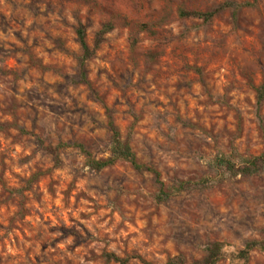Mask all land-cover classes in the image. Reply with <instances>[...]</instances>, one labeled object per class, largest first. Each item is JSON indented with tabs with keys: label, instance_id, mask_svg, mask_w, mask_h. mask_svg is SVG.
<instances>
[{
	"label": "rangeland",
	"instance_id": "obj_1",
	"mask_svg": "<svg viewBox=\"0 0 264 264\" xmlns=\"http://www.w3.org/2000/svg\"><path fill=\"white\" fill-rule=\"evenodd\" d=\"M263 153L264 0H0V264H264Z\"/></svg>",
	"mask_w": 264,
	"mask_h": 264
},
{
	"label": "trees",
	"instance_id": "obj_2",
	"mask_svg": "<svg viewBox=\"0 0 264 264\" xmlns=\"http://www.w3.org/2000/svg\"><path fill=\"white\" fill-rule=\"evenodd\" d=\"M185 15L194 16V17H204L206 20H209L212 16L211 13L204 14L200 12H189V13H186ZM78 38H79L81 47L84 51V59L90 58L93 55V52L87 43L86 32L83 27H81L78 30ZM98 45L99 43L97 44V47ZM109 126L113 134L112 157L106 160H98V159L92 158V156L88 152H85L88 155V161H89L90 166L93 169L102 170L104 168H107L113 165L118 160H125L129 162L135 169L140 170V169L145 168V166L139 162L137 155L133 151L131 144L122 139L121 132L112 119H110L109 121ZM248 165H249L248 168L245 170V172L248 174H255L261 171L264 168V153L261 156H258V157H255L249 160ZM155 174L157 178L159 179L160 174L158 172H155ZM255 248H260L264 250V239H262L261 241L250 242L246 246V249L239 254V256L247 260L249 258V252ZM108 257L110 260L118 261L121 263H124L126 261V260L120 259L114 254H110ZM221 258H222V245L220 243H216L209 249L208 256L204 261L196 262L193 264H217L221 260ZM174 264H178V263L174 262Z\"/></svg>",
	"mask_w": 264,
	"mask_h": 264
}]
</instances>
